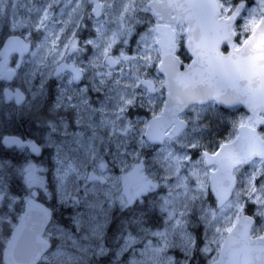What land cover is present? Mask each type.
I'll return each instance as SVG.
<instances>
[{
  "label": "snow or ice",
  "instance_id": "6c2138e0",
  "mask_svg": "<svg viewBox=\"0 0 264 264\" xmlns=\"http://www.w3.org/2000/svg\"><path fill=\"white\" fill-rule=\"evenodd\" d=\"M0 264H264V0H0Z\"/></svg>",
  "mask_w": 264,
  "mask_h": 264
}]
</instances>
